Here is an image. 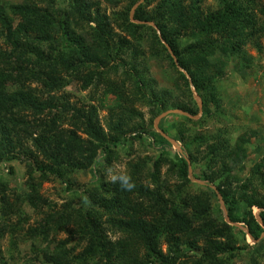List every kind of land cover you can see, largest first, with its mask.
Here are the masks:
<instances>
[{"label":"trees","instance_id":"obj_1","mask_svg":"<svg viewBox=\"0 0 264 264\" xmlns=\"http://www.w3.org/2000/svg\"><path fill=\"white\" fill-rule=\"evenodd\" d=\"M215 2L212 10L203 8L204 0H73L60 11L55 0H0V164L23 162L27 177V189L20 193L9 187V179L0 178V264H18V244L24 240L47 245L33 253L43 264H176L189 253L185 248L199 249L200 242L196 264H229L239 250L237 240L213 217L207 195L204 200L186 189L189 167L198 162L203 148L207 160L199 180L215 186L230 222L245 224L251 240H260L264 255V159L242 181L238 170L247 158L245 137L231 145L222 132L185 136L186 124L204 128L219 111L218 81L226 63L249 68L245 47L251 42L258 47L264 35L263 0ZM104 3L119 9L103 14ZM132 10L133 20L142 24L132 22ZM145 40L152 43L153 56L161 55L155 47L161 48L177 82L189 94L193 88L201 100L197 121L180 116L183 122L174 125L186 157L171 153L159 137L165 147L156 159L131 166L133 191L121 190L102 174L80 193L73 192L79 186L71 175L96 166L99 151L105 157L98 172L118 160L120 147L142 141L143 117L136 106H148L153 118L169 107L198 115L192 97L188 104L170 105V95L165 98L145 86L135 65ZM122 56L133 65L121 74L123 81H116L110 75L119 71L114 62ZM74 81L82 91L114 97L106 131L97 107L69 105L62 92ZM129 132L134 135L127 136ZM28 141L34 152L24 148ZM170 176L179 184L169 185ZM49 182L66 183L69 197L59 209L38 193ZM44 206L47 213L29 225L26 208L39 213ZM253 208L259 210L257 217ZM59 234L66 238L56 241ZM5 240L9 247L1 251ZM162 240L167 254L160 249Z\"/></svg>","mask_w":264,"mask_h":264},{"label":"rangeland","instance_id":"obj_2","mask_svg":"<svg viewBox=\"0 0 264 264\" xmlns=\"http://www.w3.org/2000/svg\"><path fill=\"white\" fill-rule=\"evenodd\" d=\"M11 3H20L22 0H5ZM73 0H55L54 8L63 11L68 3ZM142 2V1H141ZM140 2V3H141ZM264 3V0H263ZM204 9L216 8L215 0H204ZM107 4H101L100 12L103 14L110 15L115 10ZM133 10L130 12V19L135 24H142L136 22L132 18ZM150 27H155L152 24H148ZM118 31V30H116ZM2 42H0L1 45ZM258 47L254 42L246 45L245 52L250 58V67L247 69L241 68L239 63L234 61H228L226 63L225 74L218 81V87L220 88L221 103L217 113H215L212 119L205 124L204 128L194 127L193 124L188 123L185 125V136L190 138L193 134L197 135H211L216 132L224 133V137L231 143L239 136L245 137L249 142L246 145L247 158L242 163L239 171L240 180H245L249 174L250 169L254 164H260L264 159V35L259 37L257 40ZM153 46L151 42L145 40L142 46V50L138 51V59L135 63L137 71L144 82L145 86L151 87L153 93L157 95L168 97L169 104L175 102H188L192 99L195 101L197 94L193 88H190V94L183 86L182 82H177L178 77L175 71H173L169 60L162 53L161 48L155 47L159 53L157 57L152 55V50L149 47ZM168 49V48H167ZM170 56L174 61L176 69H178L177 62L174 55L168 49ZM123 57V56H122ZM159 57V58H158ZM165 58V59H164ZM116 62V61H115ZM114 66L119 67V71L116 75H110L112 79L116 81H123L122 73H127L130 70V66L133 65L129 57H123L122 61H117ZM174 66V67H175ZM180 71V69H178ZM182 72V71H181ZM147 90L146 93L150 95L151 90ZM130 90V88H129ZM68 99L69 105L74 109H84L94 105L98 109V121L104 130H107V123L110 119L111 106L114 101V97L100 96L96 94V91L88 89L82 91L80 89L79 82H71L62 92ZM151 96V95H150ZM198 97V96H197ZM199 98V97H198ZM200 99V98H199ZM201 102V100H200ZM198 107V115L195 117L189 116L186 112H183L176 108H170L163 114L152 117L150 108L148 106H136L137 111L142 115L143 121L141 128L143 130L142 141L128 142L129 144L120 147L118 150V160L113 161L112 164L104 169L105 171L97 170V165L102 164L104 160V154L101 151L98 152L96 159V166L90 168V170L83 171L71 175L70 179L76 183L78 187L73 188V192L80 193L81 188L88 186L91 183H95L102 174H105V180L110 182L108 169L111 168L113 172L124 171L129 174L131 166L139 164L141 162H152L156 157L164 150L165 145L159 140L162 137L168 144V150L171 153L179 156L186 157V153L183 150L182 142L178 138V133L174 128L176 123H182L180 116L189 117L194 121H197L202 115V106ZM202 105V104H201ZM152 110V109H151ZM140 121H133L134 124L138 125ZM63 129H71L66 125L62 126ZM201 128V129H200ZM187 130V133H186ZM80 134V133H78ZM82 135V134H81ZM134 132H129L127 136H133ZM190 136V137H189ZM35 137V136H34ZM81 138H85L83 135ZM167 147V146H166ZM24 148L28 151L34 152V147L31 141L25 144ZM206 150L201 149L200 154L197 156L198 162L189 167V180L190 183L187 185V191L190 194L201 195L202 199L206 200L205 194L209 199V203L212 209V215L216 219H221L222 224L227 226L229 233L237 240L236 246L239 250L235 252L234 256L229 264H264V255L262 254V244H257L259 241H252L250 236L247 235V228L245 224L231 223L226 212V208L221 202V197L217 194L215 186L199 180L203 177L205 172L204 167L206 166ZM203 157V159H202ZM12 168L13 174L10 175L9 169ZM167 167L162 168V174L165 173ZM0 178L9 179V187L16 189L19 193L24 192L27 189L26 186V169L23 162L12 161L3 162L0 164ZM168 184L174 186L179 184L176 177H167ZM66 183L49 182L41 184L38 189V193L44 199L47 200L48 204H56L59 206L65 199L69 197V194L64 191ZM260 193L264 195V191L260 190ZM42 210L33 212V209L26 208L29 218V225L37 223L42 219L44 213H47L48 207L44 206ZM259 210L253 208V213L257 217ZM15 221V220H13ZM258 221H260L258 219ZM34 225V224H33ZM111 235V234H109ZM263 237V235H262ZM64 234H59L56 237V241L65 239ZM112 239H116L117 236H111ZM223 240H220L222 242ZM7 240H5L1 246V251L8 249ZM52 247V246H51ZM168 246L162 240L161 251L164 254L168 253ZM199 249H203V242L198 245ZM19 248V263L18 264H43L33 255V253L47 248V245L40 243L39 240L29 241L24 240L23 243L18 244ZM187 253L184 259H179L176 264H196L201 259L199 254L201 251L197 248H185ZM184 251V247H182ZM196 253V254H193ZM6 256V255H5ZM215 264H218L215 262Z\"/></svg>","mask_w":264,"mask_h":264},{"label":"clouds","instance_id":"obj_3","mask_svg":"<svg viewBox=\"0 0 264 264\" xmlns=\"http://www.w3.org/2000/svg\"><path fill=\"white\" fill-rule=\"evenodd\" d=\"M110 182L113 184H119V187L123 191L131 192L135 189L136 184L132 180V177L124 171L113 172L111 168L108 169Z\"/></svg>","mask_w":264,"mask_h":264},{"label":"water","instance_id":"obj_4","mask_svg":"<svg viewBox=\"0 0 264 264\" xmlns=\"http://www.w3.org/2000/svg\"><path fill=\"white\" fill-rule=\"evenodd\" d=\"M195 100H196V103L198 104V106L201 107L202 105H201L200 99L197 96H195Z\"/></svg>","mask_w":264,"mask_h":264}]
</instances>
